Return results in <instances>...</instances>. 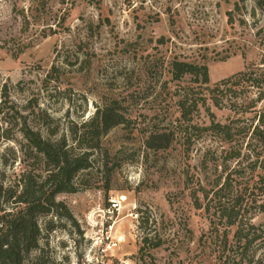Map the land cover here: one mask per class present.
<instances>
[{"label":"rangeland","instance_id":"374dc122","mask_svg":"<svg viewBox=\"0 0 264 264\" xmlns=\"http://www.w3.org/2000/svg\"><path fill=\"white\" fill-rule=\"evenodd\" d=\"M174 59L206 65L210 85L263 62L264 0H0L5 184L25 171L44 185L49 167L23 136L26 127L52 140L64 136L79 150L71 130L96 107L112 104L126 118L100 137L90 167L73 180L76 191L56 194L66 209L38 216V247L23 264H245L264 257V196L255 183L264 172L225 159L226 143L206 130L184 139L176 101L197 83L191 75L172 78ZM206 103L220 122L235 116ZM191 119L210 123L203 107ZM171 123L169 147L145 145L151 131ZM228 175L220 202L262 235L242 254L235 225L211 200ZM114 197L124 199L113 223L105 209Z\"/></svg>","mask_w":264,"mask_h":264},{"label":"trees","instance_id":"16d2710c","mask_svg":"<svg viewBox=\"0 0 264 264\" xmlns=\"http://www.w3.org/2000/svg\"><path fill=\"white\" fill-rule=\"evenodd\" d=\"M170 72L172 78L177 80H181L185 75H191L197 83V87H191L190 92L183 90L178 94L176 101L179 116L176 118L175 126L183 127L184 121L186 129L183 130L184 139H188L187 136L195 132L206 130L226 143L227 149L224 148L221 152L225 154V159L240 158L237 167L243 164L242 161H249L264 172V61L250 63L243 70L212 85L209 84L208 68L204 64L174 59ZM207 100L216 108H228L235 116L226 122L216 120L210 105L206 103ZM200 107H203L209 116L208 126L191 124V116L193 113H199ZM249 114L251 116H247ZM125 122L126 118L116 106L106 104L96 107L90 117L79 122L78 129L71 130L79 150L68 144L64 136L52 140L50 136H43L40 130H33L30 127L24 129L23 136L42 155L49 168L45 169L42 188H39L35 178L25 171L17 175L14 184L7 185L0 177V264H23L25 256L38 247L41 234L38 216L47 213L53 206L66 209L62 202L55 201L56 194L76 191L73 180L79 171L90 167L91 151L98 146L100 137L111 128ZM173 127L174 124L172 126L171 123L163 129L151 131L144 140L145 145L151 149L169 147L174 139ZM189 127L192 131L187 133ZM257 176L259 178L255 183L259 194L264 196V173L257 172ZM229 178L230 175L220 188L211 190V200L216 206L218 203L216 209L219 216L228 219L229 224L235 225L236 244L242 254L262 235L257 231L259 227L254 224L244 226L245 224L237 219L238 214L233 216L230 208L220 202V193L228 184ZM220 181L216 180L215 184ZM251 194L255 196L254 192ZM252 202L256 203L257 200L254 198ZM258 205L264 210V197ZM66 215L72 219L68 211ZM245 264H264V257L253 262L249 260Z\"/></svg>","mask_w":264,"mask_h":264},{"label":"built area","instance_id":"2783aa9c","mask_svg":"<svg viewBox=\"0 0 264 264\" xmlns=\"http://www.w3.org/2000/svg\"><path fill=\"white\" fill-rule=\"evenodd\" d=\"M123 200V198L122 197H119V198H110V199H108V205H107V207H106V209H105V214L107 215V218L109 219V220H112V222L114 223V221H113V216H114V214H115V212H118L119 210V207H121V201ZM130 216L132 215V213L131 214H129ZM133 216L136 218L137 216H138V214L135 212L134 214H133ZM109 227L111 228V226L109 225ZM102 238H100V237H98L97 239H99L98 241V243L99 244H101L102 245V242H103V239H104V236H101ZM105 239H107V236H105ZM110 248V244H107L106 245V248H101V252L103 253V252H105V250H107V249H109ZM89 253H90V250H89ZM91 255V254H90ZM102 256L100 255V258H101ZM90 262H91V259H88L87 260V263L85 262L84 264H90ZM99 264V263H98ZM100 264H103V262H102V260H100Z\"/></svg>","mask_w":264,"mask_h":264},{"label":"bare ground","instance_id":"6f19581e","mask_svg":"<svg viewBox=\"0 0 264 264\" xmlns=\"http://www.w3.org/2000/svg\"><path fill=\"white\" fill-rule=\"evenodd\" d=\"M124 199V197H122Z\"/></svg>","mask_w":264,"mask_h":264}]
</instances>
